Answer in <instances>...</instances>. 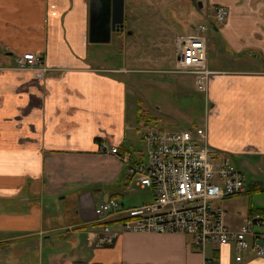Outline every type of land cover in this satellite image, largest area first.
Here are the masks:
<instances>
[{
	"label": "crops",
	"instance_id": "obj_1",
	"mask_svg": "<svg viewBox=\"0 0 264 264\" xmlns=\"http://www.w3.org/2000/svg\"><path fill=\"white\" fill-rule=\"evenodd\" d=\"M200 1V15L212 5L228 10L209 32L221 38L218 59L209 53L219 71L203 120L209 143L237 163L249 187L262 188L220 201L227 225L238 228L254 210L264 216V0ZM114 34L90 40L89 0H0V264H203L186 233L127 231L116 222L104 231L95 222V207L110 197L127 205L153 198L149 188L131 189L122 160L102 147L142 160L134 135L158 123L148 110L153 120L138 121L129 69L91 47ZM26 52L49 71L16 68ZM101 232L115 234L114 245L103 246ZM208 253L214 264H264L237 262L229 245Z\"/></svg>",
	"mask_w": 264,
	"mask_h": 264
},
{
	"label": "built area",
	"instance_id": "obj_2",
	"mask_svg": "<svg viewBox=\"0 0 264 264\" xmlns=\"http://www.w3.org/2000/svg\"><path fill=\"white\" fill-rule=\"evenodd\" d=\"M227 15L224 6H209L205 23L194 25V33H180L175 39V71L194 75L197 89L205 94L207 115L212 107L209 82L219 73L209 66V32ZM17 63L18 68L44 66L34 52L19 56ZM140 135L147 145L142 160L107 142L102 147L122 160L132 181L131 189L149 188L153 198L136 205H127L117 197L101 202L95 207V222L104 224V231L110 230L106 223L116 222L127 231L183 232L201 250L203 264H214L208 251L221 245L233 248L237 262L264 257L263 214L249 215L238 228L226 223L227 210L220 201L246 193L249 186L245 174L220 158V151L209 143L206 124L175 130L144 125Z\"/></svg>",
	"mask_w": 264,
	"mask_h": 264
},
{
	"label": "rangeland",
	"instance_id": "obj_3",
	"mask_svg": "<svg viewBox=\"0 0 264 264\" xmlns=\"http://www.w3.org/2000/svg\"><path fill=\"white\" fill-rule=\"evenodd\" d=\"M125 11L124 31L114 34L112 43L91 47L103 52L108 63L129 69L124 75L137 96L134 100L143 112L148 110L157 117L155 126L175 130L202 125L206 118L205 94L197 89L194 75L174 71L176 34L194 33L191 25L205 23L204 15L197 12L196 0H125ZM209 38V53L215 61L221 38L210 34ZM18 69L45 72L50 68ZM134 141L138 150L147 151L140 132L135 133ZM254 167L260 171L257 164ZM134 189L141 191L137 186Z\"/></svg>",
	"mask_w": 264,
	"mask_h": 264
},
{
	"label": "water",
	"instance_id": "obj_4",
	"mask_svg": "<svg viewBox=\"0 0 264 264\" xmlns=\"http://www.w3.org/2000/svg\"><path fill=\"white\" fill-rule=\"evenodd\" d=\"M90 3V40L107 42L113 30H122L125 17V0H89ZM196 5L203 7L202 1ZM103 246H112L116 235L111 232L99 233Z\"/></svg>",
	"mask_w": 264,
	"mask_h": 264
},
{
	"label": "trees",
	"instance_id": "obj_5",
	"mask_svg": "<svg viewBox=\"0 0 264 264\" xmlns=\"http://www.w3.org/2000/svg\"><path fill=\"white\" fill-rule=\"evenodd\" d=\"M138 108H139L138 121L139 122L143 121L144 124H149L151 122V120H153V118L149 117V114H146L145 111L144 112L142 111L141 105ZM261 189L262 188H259V187H249L247 192H254V191L261 190ZM258 212L263 214V212L261 210H254L251 213H258Z\"/></svg>",
	"mask_w": 264,
	"mask_h": 264
},
{
	"label": "flooded vegetation",
	"instance_id": "obj_6",
	"mask_svg": "<svg viewBox=\"0 0 264 264\" xmlns=\"http://www.w3.org/2000/svg\"><path fill=\"white\" fill-rule=\"evenodd\" d=\"M125 23H126V11H125V17H124V25H125ZM124 28H125V27H123V29H122V30H119V31H117V30H114V31H113V30H112L111 32H112V33H119V32L121 33V32L124 31Z\"/></svg>",
	"mask_w": 264,
	"mask_h": 264
}]
</instances>
